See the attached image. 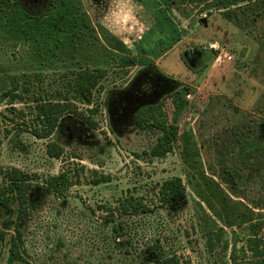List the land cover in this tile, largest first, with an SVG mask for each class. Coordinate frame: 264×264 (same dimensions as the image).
<instances>
[{"label":"rangeland","instance_id":"rangeland-1","mask_svg":"<svg viewBox=\"0 0 264 264\" xmlns=\"http://www.w3.org/2000/svg\"><path fill=\"white\" fill-rule=\"evenodd\" d=\"M52 1L19 4L36 17L49 13ZM79 1L94 33L73 56L42 60L36 46L0 30V189L13 169L27 174L32 185L30 216L19 223L24 261L15 264H162L170 258L179 264H234L233 257L244 264L250 257L247 225L228 227L203 196L213 180L231 197L229 220L243 213L264 225V157L244 159L248 144H259L264 123V0L227 9L218 0L194 6L184 0L170 6L165 0ZM139 41L153 53L137 56L133 43ZM119 43L147 62L124 67L111 53L127 56ZM216 43L218 51L210 48ZM80 69L106 70L91 105L74 102L79 115H66L49 138H37L30 108L38 100L63 99L71 73ZM143 74L154 77L152 93L135 88ZM11 78L24 99L14 104L9 93L2 94L10 86L2 88V81ZM153 105L162 106L168 125L178 127L173 151L162 158L150 156L160 130H141L134 121L139 109ZM186 131H192L201 159L195 169L180 154ZM50 143L62 148L59 157L49 154ZM230 170L238 175L228 177ZM61 172L68 173L71 186L49 191L46 180ZM176 177L183 180L185 197L160 206L161 185ZM128 196L153 212H115ZM8 217L0 207V231L6 234L0 237V264H6L16 236L14 227H3ZM257 236L264 240V231Z\"/></svg>","mask_w":264,"mask_h":264},{"label":"trees","instance_id":"trees-1","mask_svg":"<svg viewBox=\"0 0 264 264\" xmlns=\"http://www.w3.org/2000/svg\"><path fill=\"white\" fill-rule=\"evenodd\" d=\"M209 1L212 0H184L183 3L186 2L194 6L205 4ZM248 1L218 0L215 4L221 3L227 9L230 5H239ZM165 2L170 6L174 0H165ZM0 30L7 37L24 43H31L34 47L36 46V53L42 60H46L48 57H61L64 54L73 56L81 44L87 42L88 34L94 33L87 13L84 11L79 0H53L49 13L36 17L28 15L20 7L19 0H0ZM119 45V50L127 52V56H120L116 51H111V53L117 57L124 67L135 66L137 62L139 64L147 62L145 59L138 60L136 57H132V53L124 44L119 43ZM142 52H146L144 47ZM71 75L73 78L68 82L69 89L63 99L56 101L38 100L35 106L30 108L35 114V125L32 132L37 138H49L66 115H79L74 102L80 101L90 106L93 101V92L98 86L99 81L106 75V70L80 69L73 71ZM8 84L10 85L9 89L3 91L2 94L5 93L4 96H6L9 93L11 104H14L17 100L23 101V97L18 95L19 87L15 80L11 78L8 83V80L4 79L2 81V88H6ZM25 90V92H28V89ZM12 111L17 112L16 109H12ZM89 112L94 114L96 110L91 109ZM19 113V116H23L21 111ZM134 121L136 126L141 130L154 128L161 132L157 143L151 149L150 156L162 158L173 151V143L177 139L178 127L176 122L168 125L166 115L162 111V106L153 105L140 109L136 113ZM85 122L93 128L97 126L90 118H86ZM258 128L259 135L257 141L259 144H248L246 141L248 144L244 153V159L246 160L250 156L253 158L259 157L260 160L264 157V123L260 124ZM49 154L52 157H59L62 154V148L56 143H50ZM180 154L185 163L193 169L197 168L194 166L195 164L201 163L192 131H186L182 135ZM202 170H200L202 177L208 180ZM225 173L230 178H235L238 175L237 171L232 170L225 171ZM4 178L6 184L0 189V207L8 211L9 217L4 221L3 227L9 229L14 227L16 230V236H12L10 239L9 255L6 264H15L24 261L21 254L23 242L19 223L24 222L30 216L29 194L32 185L30 177L18 169H13L4 174ZM208 181L210 184L208 185V193L203 197H205L204 201L208 207L215 213V217L223 221L228 227H234L237 223L239 226L247 225L250 236L247 239L246 248L250 257L246 259L244 264H264V240L257 236L259 231H264V225L260 222L253 223L254 218L243 213L235 217L233 216V219L229 220L230 215L233 214L228 207L231 197L218 183H215L213 180ZM96 184L99 185L100 182L98 181ZM46 185L49 191L60 193L71 186V178L68 173L61 172L57 176L49 177L46 180ZM185 195L186 187L180 177L167 180L159 189L160 206L172 207L176 202L184 198ZM215 201L218 202L219 206L214 205ZM115 212L134 216L152 213L153 211L144 205L143 202L128 196L119 202ZM114 214L113 211L110 212L111 221L115 220ZM226 217L228 221H225L224 218ZM234 220L237 221L235 222ZM0 237L4 240L6 238L5 232L0 231ZM233 260L234 264H240L235 257H233ZM162 264H179V262L175 258H170L163 260Z\"/></svg>","mask_w":264,"mask_h":264},{"label":"flooded vegetation","instance_id":"flooded-vegetation-1","mask_svg":"<svg viewBox=\"0 0 264 264\" xmlns=\"http://www.w3.org/2000/svg\"><path fill=\"white\" fill-rule=\"evenodd\" d=\"M134 84L136 86L135 88L137 89V91H140L143 93H146V92L152 93V91L154 90L153 88L155 85V80H154V77L143 74V75H140L136 78Z\"/></svg>","mask_w":264,"mask_h":264},{"label":"crops","instance_id":"crops-1","mask_svg":"<svg viewBox=\"0 0 264 264\" xmlns=\"http://www.w3.org/2000/svg\"><path fill=\"white\" fill-rule=\"evenodd\" d=\"M139 25H140V22L138 23ZM172 25H173V23H172ZM148 30H151V29H148ZM145 32H147V31H145ZM145 32L144 33H142V35H144L145 34ZM139 43H140V45L143 43V41H139L138 43H133L134 45V48L136 49V55L137 56H140V55H142L143 54V52H142V49H143V47H140V45H139ZM145 49V51H146V53L147 54H151V53H153V51L151 50H148L147 48H144ZM132 54H133V52L132 51H130ZM134 55V54H133Z\"/></svg>","mask_w":264,"mask_h":264},{"label":"built area","instance_id":"built-area-1","mask_svg":"<svg viewBox=\"0 0 264 264\" xmlns=\"http://www.w3.org/2000/svg\"><path fill=\"white\" fill-rule=\"evenodd\" d=\"M210 48H212V49H214V50H216V51H218V50L220 49L218 43L211 45ZM227 60H228L229 62L232 61V56H228V57H227Z\"/></svg>","mask_w":264,"mask_h":264}]
</instances>
